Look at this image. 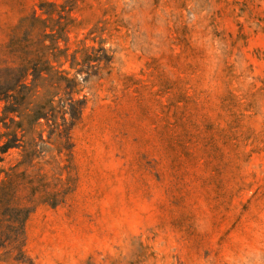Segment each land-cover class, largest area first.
Returning <instances> with one entry per match:
<instances>
[{"label":"rangeland","instance_id":"rangeland-1","mask_svg":"<svg viewBox=\"0 0 264 264\" xmlns=\"http://www.w3.org/2000/svg\"><path fill=\"white\" fill-rule=\"evenodd\" d=\"M25 169L71 191L0 264H264V0H0V184Z\"/></svg>","mask_w":264,"mask_h":264},{"label":"trees","instance_id":"trees-1","mask_svg":"<svg viewBox=\"0 0 264 264\" xmlns=\"http://www.w3.org/2000/svg\"><path fill=\"white\" fill-rule=\"evenodd\" d=\"M45 175V174H44ZM43 174L37 171H13L7 175L6 180L0 184V239L4 237L2 230L5 222L9 223L11 251L0 254V257L11 258L14 262H24L25 252V223L29 215L40 204L56 207L65 201L66 195L71 191L67 182L56 191H47L49 183L44 181ZM60 182V179H57ZM10 191V200L5 201V192ZM27 191L28 197L21 198L18 192ZM43 192L44 195L37 194ZM2 241V240H1ZM5 248V247H1ZM14 252V253H13Z\"/></svg>","mask_w":264,"mask_h":264}]
</instances>
